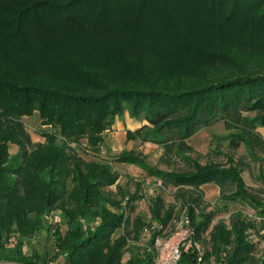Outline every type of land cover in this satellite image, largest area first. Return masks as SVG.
<instances>
[{"label":"trees","instance_id":"1","mask_svg":"<svg viewBox=\"0 0 264 264\" xmlns=\"http://www.w3.org/2000/svg\"><path fill=\"white\" fill-rule=\"evenodd\" d=\"M123 110L144 121L127 140L161 146L159 162L169 170L135 149L100 154ZM35 113L48 127L39 132L43 142H32L23 122ZM218 122L229 148L264 155V0H0V259L45 264L44 255L21 252L22 240L11 253L5 243L11 234L33 236L58 209L64 227L48 228L66 264H152L153 238L173 223L179 204L202 243L201 264H264L249 240L250 230L264 227V200L236 167L200 163L187 142ZM82 140L95 157L72 145ZM111 162L174 187V201L156 195L149 220L131 219L142 184L121 189ZM209 182L223 203L246 204L259 221L233 215L210 228L214 212L200 189ZM144 231L149 247L124 260L128 241ZM178 264H197L190 245Z\"/></svg>","mask_w":264,"mask_h":264},{"label":"rangeland","instance_id":"2","mask_svg":"<svg viewBox=\"0 0 264 264\" xmlns=\"http://www.w3.org/2000/svg\"><path fill=\"white\" fill-rule=\"evenodd\" d=\"M127 110H123L119 114V119L122 121L124 119V113ZM142 120V119H141ZM23 122L27 131L30 134L32 142H43L44 138L40 136V130L44 128H48L42 126L40 124V119L38 114L35 113L32 116L24 117ZM55 131L54 129H51ZM131 130V129H128ZM258 130L264 136V127L258 128ZM119 131L116 127H110L104 132L105 136V144L101 146L100 154L106 158L110 159L114 155L121 152L123 149H135L137 151H141L144 155H146V162L152 166L157 167L160 170H169L166 165L159 162V157L163 152L161 146L156 145L154 143H141L138 139L135 140H127L124 144H120L117 146L115 144V137L117 136V132ZM127 131V130H126ZM227 131L224 128L222 122H218L213 126L201 128L197 133L187 139L188 144H190L197 153H192V156L196 157L200 163H209L215 162L222 167H229L232 165L236 167L243 180L247 184V186L251 187L254 192H256L263 200H264V183L261 180V175L264 176V155L258 154L257 158H252L246 151V148L243 144H241L237 149L233 150L228 147V143L226 139L221 138ZM58 141H60V137L57 136ZM78 149L80 155H82L85 159H89L95 157V153L86 151L84 149L85 140L81 141V144L75 145ZM17 146L14 144H10L9 152L11 154L17 151ZM221 152V153H219ZM112 169L115 170L119 177L117 179V186H120L121 189L132 193L136 188V183H141L142 188L140 193L142 194V199L135 202L136 207L133 212L129 213V217L132 219L134 216L139 215L144 220L150 219L149 213V205L152 197L155 195H160L163 199L164 203L170 204L173 201V187H163L161 185V181L149 176L145 171L139 169L133 164L128 163H118L111 162ZM173 168L176 170L186 169L185 166L180 162H175ZM116 185L109 186L107 189L112 191L116 190ZM203 193L206 196V201H208L209 206L208 210L214 212L210 228L212 225L217 223L218 221H223L225 223L229 222V219L233 215H239L242 218H250L252 220L256 219L259 221V218L255 216V212L252 208H250L246 204L227 202L223 203L220 199V194L217 188L215 187L213 182L206 183L202 186ZM53 212V216L58 218L57 220H51L50 213ZM182 213L181 206L178 204L176 217L174 220L178 219ZM59 215V216H58ZM52 216V217H53ZM55 223L62 225L63 220L59 213L58 209H52L48 212L47 215L43 216V228L36 232L33 236L30 237H21L18 233L11 234L8 242L6 241V249L15 251L14 248L18 247V241L22 240V246H20L21 252L26 256L38 255L45 256L46 263L45 264H66V257L63 254H58L55 244L54 238L52 235V229L48 228L49 226H53ZM174 223V222H173ZM173 223L167 227V231L172 228ZM117 230L114 233V237L118 235ZM150 232L144 231L142 232L140 238L136 241L129 240L124 253V260L130 257H137L143 254V250L148 248ZM264 227H262L259 232H255L253 230L249 231V240L252 243H255V256L259 259H264ZM204 238L207 239V234L205 233ZM204 246H206L203 241ZM150 249L152 247L150 246ZM52 258V259H51ZM50 259V260H49ZM213 258H210L209 261L204 262L203 264H214ZM259 262L258 264H260ZM0 264H21L12 259L10 260H1Z\"/></svg>","mask_w":264,"mask_h":264},{"label":"built area","instance_id":"3","mask_svg":"<svg viewBox=\"0 0 264 264\" xmlns=\"http://www.w3.org/2000/svg\"><path fill=\"white\" fill-rule=\"evenodd\" d=\"M52 214L53 212L49 215L50 219L57 220L58 218H55ZM173 222V226L168 233L167 229H163L160 234L154 236L152 243L154 250L152 264H178L182 246L185 244L190 245L196 251L197 264H201L204 249L202 243L194 237V231L190 226L186 212L182 211L179 218L173 220Z\"/></svg>","mask_w":264,"mask_h":264},{"label":"crops","instance_id":"4","mask_svg":"<svg viewBox=\"0 0 264 264\" xmlns=\"http://www.w3.org/2000/svg\"><path fill=\"white\" fill-rule=\"evenodd\" d=\"M143 122L144 121L141 120V118H139V119H133V118H131L129 116L128 112H125L124 113V119L122 121L119 119V117H117L115 119L114 124L112 125L113 128L116 127V128L119 129V131L117 132V136L115 137V144L117 146H120L121 142H122V144H124V142L126 141V130H128V129L134 130L135 128H137L138 126H140ZM203 185H205V184H203ZM203 185H201V187H200V189L202 190V193H203V189H202V186ZM214 185L217 188V190L219 191L218 186L216 184H214ZM166 187H168V186H166ZM173 190H175L174 187H173ZM203 198H204V200H206V196L204 195V193H203ZM173 201H174V198H173ZM149 237H150V235H149Z\"/></svg>","mask_w":264,"mask_h":264}]
</instances>
